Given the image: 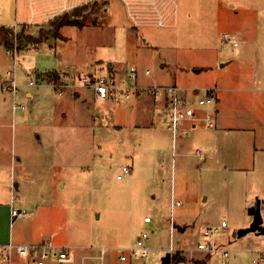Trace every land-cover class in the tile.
<instances>
[{
	"label": "rangeland",
	"instance_id": "1",
	"mask_svg": "<svg viewBox=\"0 0 264 264\" xmlns=\"http://www.w3.org/2000/svg\"><path fill=\"white\" fill-rule=\"evenodd\" d=\"M77 2L69 12L82 14L81 26L63 25L58 33L49 24L13 29L20 86L16 93L0 87V246L8 239L14 244L50 239L69 251V259L52 257L46 264H81L100 245L108 247L104 264H160L167 251L168 264H216L218 254L209 256L197 244L203 227L225 220L215 238L231 250L230 261L246 264L253 253L242 250L255 234L237 237V230L248 225L251 205L235 197H245L252 186L232 189L230 176L207 174L203 155L180 145L187 127L193 129L190 141L198 136L199 142L207 130L204 121L195 127L184 122L174 141L168 108L155 110L148 95L98 100L90 88L74 85L58 93L49 81L59 67L75 72L55 81L73 84L89 70L111 74L136 65L141 82L175 84L189 94L217 87L221 96L218 87L240 86L228 95L239 102L231 105L250 111L263 96L247 89L264 86V0H178L176 21L163 27L131 25L118 0ZM105 7L112 19L102 12ZM27 10L29 0H0V25L17 14L27 16ZM20 32L38 43L19 45ZM223 32L237 44L224 42ZM6 49L0 43L1 75L12 67ZM257 74V85L246 86ZM30 78L37 84L27 85ZM125 164L132 171L117 179ZM11 205L27 213L12 218ZM143 231L150 254L119 259L118 248ZM255 236L256 247L264 245V235ZM13 258L16 264H36L16 252Z\"/></svg>",
	"mask_w": 264,
	"mask_h": 264
},
{
	"label": "built area",
	"instance_id": "2",
	"mask_svg": "<svg viewBox=\"0 0 264 264\" xmlns=\"http://www.w3.org/2000/svg\"><path fill=\"white\" fill-rule=\"evenodd\" d=\"M128 21L135 27H163L171 25L176 21L174 17L178 11V0H118ZM78 5V4H77ZM76 5V6H77ZM102 12L109 13L110 9L105 7ZM111 13V12H110ZM110 13L108 16H110ZM20 25L25 26V23ZM9 27L16 29L17 26L9 25ZM223 41L236 45L237 42L234 35L223 32ZM15 47L7 49L6 52L11 56L12 67L8 68L3 75L0 74V87L4 90L16 93L20 84L16 75V63L18 61V51ZM13 45V46H14ZM145 74L149 75L150 70L145 69ZM64 75L69 77V72H57V76ZM50 84L58 93H62L64 87L80 86L87 87L93 91L94 97L98 100H123L134 96L148 95L154 100H162L168 105L169 112V127L173 133V140L178 132V128L184 122H193L196 119L205 120V125L211 127L213 122L205 116H198L197 107L214 104L217 97L215 87L204 88L202 95L198 89H191L190 94L187 88L175 84L163 83H149L140 84L138 78V69L134 65L123 69L118 73L95 74V72H88L86 75L80 76L73 84L62 81L57 82V78L51 76ZM37 83L30 78L27 85L34 86ZM186 92V93H185ZM193 95V96H192ZM194 97V99H193ZM16 109H24L23 104H15ZM120 172L116 174L117 179H122L126 174L132 171L130 165H122ZM27 213L25 208H14L11 205L10 216L12 218L25 215ZM144 222L151 221L149 215L143 217ZM227 223L222 220L220 224L203 227L201 230L204 236L197 244V248L205 252L207 255L218 254L219 260L216 264H234L230 261L231 250L223 243L216 240V231L221 228L225 229ZM148 236L147 231H143L133 243L118 248V257L121 260H131L135 258L146 257L150 254V248L146 244ZM96 253L83 255L81 264H104L106 252L108 247L100 245L96 248ZM252 252V256L248 258L247 264H264V245L258 248H246ZM32 258L36 264H45L48 259L54 257L58 259H68L69 251L62 246L55 244L50 239H45L36 243L29 244H14L8 241L0 246L1 260L4 264H10L13 253Z\"/></svg>",
	"mask_w": 264,
	"mask_h": 264
},
{
	"label": "crops",
	"instance_id": "3",
	"mask_svg": "<svg viewBox=\"0 0 264 264\" xmlns=\"http://www.w3.org/2000/svg\"><path fill=\"white\" fill-rule=\"evenodd\" d=\"M77 4V0H29V13L27 10V16L17 14L12 19L13 21L3 23V25L19 26L21 23H25V27H40L47 24L54 17L70 11V9ZM109 17L112 19L111 14ZM257 68H259V62L257 63ZM54 70L58 73L75 72L73 69L62 67ZM89 72H91V70H89ZM138 78L140 84L155 82H141L140 77ZM258 79L257 74L256 78L254 77L246 86L251 83L256 86ZM218 90L222 92V95L219 96L217 94L216 101L212 108L201 112L198 110L197 113L199 117H201V115L207 116L213 122V125L208 127L205 125V120L196 119V121H204L203 125L207 128L206 132L202 134L199 142L196 141L198 136H195L192 138V141H190L188 134L193 129L187 127L185 135L187 137L184 136L181 139L183 141L180 145L184 148H192L196 156L202 157L203 155L202 167L207 174L212 175L221 173L224 176H230L231 180L233 179L232 189H236L238 188L237 186H239L244 187L246 191V187L248 188L249 185H251L252 187L248 188V195L243 197L246 193H242L238 196V199L235 197V200H243V204L252 205L254 204L252 203V197L254 195L259 196V199H257L260 201L261 211L264 212V86L247 89V91L256 92V94L263 92V96L256 104L254 101L253 104L255 105L251 107L250 111H244L239 107H232L231 105L232 103L237 104L239 102L234 99L232 102L228 95L239 92L241 90L240 86L225 84L218 87ZM228 92L232 94H227ZM26 95L32 97L34 100L38 98V95H33L31 92H26ZM142 97L143 96H137L139 99ZM152 100L155 110L160 112L162 109H165V111L167 110V103H164L162 100ZM256 108H258L259 111ZM163 112L164 111L161 113ZM196 121L189 123V125L195 127ZM150 123L153 124L154 122L152 121ZM251 219L252 217L248 215L245 220L250 222ZM255 235H253L254 238H247L248 248H257L256 244L258 241H256ZM261 238L262 237L258 238L260 242ZM247 263L248 258H246V264ZM10 264H16L13 256Z\"/></svg>",
	"mask_w": 264,
	"mask_h": 264
},
{
	"label": "trees",
	"instance_id": "4",
	"mask_svg": "<svg viewBox=\"0 0 264 264\" xmlns=\"http://www.w3.org/2000/svg\"><path fill=\"white\" fill-rule=\"evenodd\" d=\"M82 14L76 15V14H70V12H64L63 14L54 17L52 20H50L47 24L53 26V28L58 33L59 29L63 25H82L83 16L81 18ZM14 31L13 28L7 27L6 25L1 24L0 25V43L5 48H12L14 45ZM15 40H17V43L19 45H24L26 43H38V38L33 37L32 35L28 34L25 35V33H19L17 37H15ZM7 50V49H6ZM51 76L57 77V72L53 71L51 72Z\"/></svg>",
	"mask_w": 264,
	"mask_h": 264
},
{
	"label": "water",
	"instance_id": "5",
	"mask_svg": "<svg viewBox=\"0 0 264 264\" xmlns=\"http://www.w3.org/2000/svg\"><path fill=\"white\" fill-rule=\"evenodd\" d=\"M110 67V65H109ZM15 188L17 187L14 182ZM248 214L252 217L247 226L241 227L237 230V237H242L248 232H253L256 235L264 234V212L261 211L260 201L257 199L255 204L248 208ZM171 260V254L167 251L160 259V264H168Z\"/></svg>",
	"mask_w": 264,
	"mask_h": 264
}]
</instances>
